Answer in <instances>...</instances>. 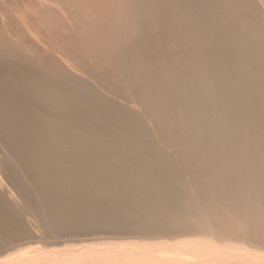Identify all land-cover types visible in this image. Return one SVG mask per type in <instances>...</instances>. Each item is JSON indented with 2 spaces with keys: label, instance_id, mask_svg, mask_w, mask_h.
I'll list each match as a JSON object with an SVG mask.
<instances>
[{
  "label": "bare ground",
  "instance_id": "1",
  "mask_svg": "<svg viewBox=\"0 0 264 264\" xmlns=\"http://www.w3.org/2000/svg\"><path fill=\"white\" fill-rule=\"evenodd\" d=\"M36 1L0 0V234L264 249V0Z\"/></svg>",
  "mask_w": 264,
  "mask_h": 264
},
{
  "label": "rangeland",
  "instance_id": "2",
  "mask_svg": "<svg viewBox=\"0 0 264 264\" xmlns=\"http://www.w3.org/2000/svg\"><path fill=\"white\" fill-rule=\"evenodd\" d=\"M26 1L33 12L43 9V4L36 0ZM16 62L17 70L25 66L32 74L35 73L23 59L18 58ZM26 195L32 205L31 196ZM17 209L20 214L24 211L21 218L24 221L16 219L10 232L0 234V264H264V249L242 242L215 243L195 235L165 236L156 232L131 231L121 226L109 230L104 229L98 219L94 222L96 226L88 227L89 231L87 227L71 228L72 232L62 227H51L52 232L43 228L35 233V227L24 216L26 210ZM106 216L112 217L111 214ZM212 242L215 244L208 246ZM200 246L207 250L203 252Z\"/></svg>",
  "mask_w": 264,
  "mask_h": 264
}]
</instances>
